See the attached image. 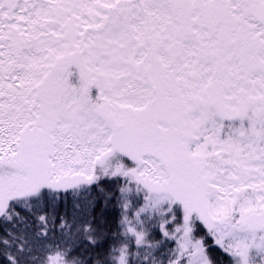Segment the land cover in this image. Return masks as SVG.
I'll return each mask as SVG.
<instances>
[{"label":"snow or ice","instance_id":"6c2138e0","mask_svg":"<svg viewBox=\"0 0 264 264\" xmlns=\"http://www.w3.org/2000/svg\"><path fill=\"white\" fill-rule=\"evenodd\" d=\"M0 264H264V0H0Z\"/></svg>","mask_w":264,"mask_h":264}]
</instances>
